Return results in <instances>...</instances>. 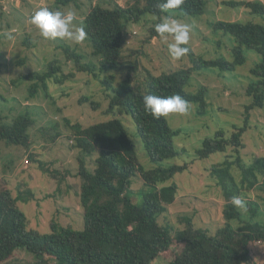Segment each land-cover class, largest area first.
Listing matches in <instances>:
<instances>
[{
    "label": "trees",
    "instance_id": "trees-1",
    "mask_svg": "<svg viewBox=\"0 0 264 264\" xmlns=\"http://www.w3.org/2000/svg\"><path fill=\"white\" fill-rule=\"evenodd\" d=\"M54 1L56 9H61L71 5L80 7L82 0ZM162 2L129 0L127 6L90 7L83 19V27L92 54L98 61L84 62L86 57L76 49L61 46L67 59L75 63L76 70L65 74L58 60H52L42 72L21 73L13 84L31 82L28 92L29 98L33 99L40 93L49 96L50 81L63 85L75 78L77 72L91 74L110 99L105 114L130 115L148 158L161 164L180 155L175 138L183 131L171 127L166 118L157 119L145 112L143 96L179 94L191 104H197L198 115L204 116L209 105L208 87L201 86L197 93L187 90L194 72L216 69L235 72L247 63L248 53L258 54L260 60L251 68L250 83L246 88L251 103L246 107L243 125H235L230 136L218 132L214 138L204 140L195 156L196 160H205L214 154L226 153L224 163L211 172L225 201L224 226L215 235H210L207 230L196 227L194 219L188 216L182 218L184 228L176 231L169 225H160V216L176 201L179 193L178 185L168 182L186 171L187 164L146 169L120 118L84 127L65 117L64 123L70 132L68 138L80 153L77 176L81 179L79 197L83 208V229L53 222L52 232L42 234L30 228L26 214L19 207L18 201L29 202L28 197H14L10 189L0 188V264H23L10 261L19 250L33 255L34 264H151L163 253L171 251L174 242L185 245L170 264H246L251 259V243L264 242V224L243 221L241 209L230 202L233 196L249 200L247 204L255 218L260 208L251 193L260 190L264 201V157L248 165L241 155L251 111L264 109V25L225 20L211 22L214 33L221 32L231 38V59L224 56L205 59L196 55L191 46L185 45L189 48L187 55L191 67L160 75L147 70L144 80L135 85L133 73L138 69L137 63L126 61L124 55L127 30L148 16L162 18L170 12L184 18L200 17L205 14L209 0H184L179 8L167 11L161 10ZM223 4L249 9L254 15H264V3L259 0H231ZM155 35L159 34L152 28L151 37ZM25 44L31 45L32 42L27 40ZM19 63L23 65L25 60ZM110 71L114 72L108 73ZM118 73H123L124 79L119 80ZM88 101L93 109L100 108L101 104L89 97L79 100L80 103ZM4 120L0 114V143L30 150V131L35 122L31 114H21L11 124L4 123ZM53 129L56 133L51 136V141L56 143L64 132L58 122L53 124ZM230 149L234 154L228 153ZM34 157V154L30 155V160L33 161ZM235 170L240 173L239 180ZM51 175L56 178L54 173ZM138 176L144 189L138 195L139 203H135L132 187ZM234 221L241 225L235 227Z\"/></svg>",
    "mask_w": 264,
    "mask_h": 264
},
{
    "label": "rangeland",
    "instance_id": "rangeland-1",
    "mask_svg": "<svg viewBox=\"0 0 264 264\" xmlns=\"http://www.w3.org/2000/svg\"><path fill=\"white\" fill-rule=\"evenodd\" d=\"M128 1L82 0L80 7L71 5L61 9L75 10L78 13L76 26L79 27L80 18H85L90 7L127 6ZM225 1L231 0H209L205 14L200 17L184 18L176 12L168 13V16L190 26L188 45L196 55L205 59L220 56L232 58L231 38L221 32L214 33L211 22L225 20L264 25V15H254L246 8L226 6L223 4ZM259 1L264 3V0ZM54 2V0H0V114L6 124H11L13 119L27 112L35 119L30 131L32 139L30 150L0 143V188L10 189L14 197H28L29 202L20 200L18 204L26 214L30 228L48 234L52 232V223L56 222L62 226H72L82 230L83 208L79 197L81 179L77 176L80 168V153L73 148V142L68 138L70 132L64 123V118L88 127L117 117L127 128L135 143L139 159L146 169L185 164L188 166L186 171L168 182V184H177L179 193L176 201L160 216V225H169L176 231L184 228L182 218L188 216L194 219L196 227L207 230L210 235H215L217 230L224 226L225 201L221 189L211 177V172L214 167L224 163L226 153L214 154L205 160H196V151L203 146L204 140L214 138L218 132L230 136L235 125H243L247 116L246 107L251 103V99L246 94L251 78L250 70L255 61L260 60V56L254 52L248 53L247 63L238 67L235 72H221L218 69L194 72L187 90L197 93L201 86L208 87V112L200 116L198 105L191 104L188 115L170 114L166 117L171 127L183 131L175 138V146L180 155L156 164L148 158L130 115L105 114L110 99L101 83L91 74L77 72L75 78L66 81L63 85L50 81L49 96L40 93L33 99L29 98L28 92L31 82L22 81L13 84V80H16L21 73L42 72L52 60H58L65 74L76 70L75 63L67 59L61 46L76 49L86 57L84 62L98 61L92 54V47L86 38L80 43L44 39L39 30L31 24L30 18L36 10L41 7L54 10L56 9ZM165 17L148 16L127 30L128 43L124 55L126 61L137 63L138 69L133 73L135 85L136 82L144 80L147 70L154 75H160L192 66L187 54L180 60L170 58L168 44L173 42L171 36L167 39H162L160 35L151 37V29L161 23ZM27 40L32 44L26 45ZM23 59L25 63L22 65L19 62ZM124 77L123 73H118L119 80ZM84 96L99 102L100 108L93 109L90 101L80 103L79 100ZM57 122L60 123L64 135L57 139L56 143H52L51 136L56 133L53 124ZM249 125L244 135L245 148L241 155L245 163L251 165L264 157V109L257 108L251 111ZM228 153L234 154L231 149ZM33 154L35 157L31 161L30 155ZM88 166L93 169V166L89 164ZM43 167L49 171L45 172ZM52 173L56 178L52 177ZM234 173L239 180L240 173L237 170ZM132 189L135 194L134 202L139 203L138 195L144 189L140 176L135 178ZM262 195L258 189L251 193L252 199L258 202L260 208L255 218L251 216L247 204L249 200L244 201L246 211L241 210L243 221L253 220L264 224ZM233 223L235 227L241 225L239 221ZM184 245L174 242L171 251L163 253L151 264H170L171 260L183 250ZM250 250L251 259L246 264H264V242H252ZM10 261L34 264L35 259L28 252L19 250Z\"/></svg>",
    "mask_w": 264,
    "mask_h": 264
},
{
    "label": "clouds",
    "instance_id": "clouds-1",
    "mask_svg": "<svg viewBox=\"0 0 264 264\" xmlns=\"http://www.w3.org/2000/svg\"><path fill=\"white\" fill-rule=\"evenodd\" d=\"M184 0H163L160 4L162 11L176 9ZM78 13L73 9H49L41 7L36 10L30 22L38 30L44 39L62 40L66 42L80 43L85 40L86 32L83 27V18H80V26H76ZM155 31L162 39L168 36L173 42L168 44V55L173 60H180L188 52L190 40V26L179 22L177 19L166 16L163 21L155 26ZM143 106L145 112L154 118H166L170 114L188 115L192 107L191 103L179 94L173 95H144ZM231 204L242 211H246L245 202L238 196L231 198Z\"/></svg>",
    "mask_w": 264,
    "mask_h": 264
},
{
    "label": "built area",
    "instance_id": "built-area-1",
    "mask_svg": "<svg viewBox=\"0 0 264 264\" xmlns=\"http://www.w3.org/2000/svg\"><path fill=\"white\" fill-rule=\"evenodd\" d=\"M15 1V0H14Z\"/></svg>",
    "mask_w": 264,
    "mask_h": 264
}]
</instances>
